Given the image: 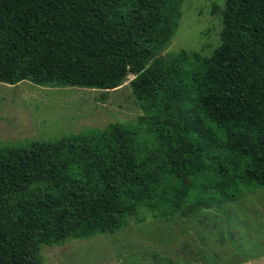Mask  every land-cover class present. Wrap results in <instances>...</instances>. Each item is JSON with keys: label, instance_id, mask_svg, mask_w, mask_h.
<instances>
[{"label": "trees", "instance_id": "1", "mask_svg": "<svg viewBox=\"0 0 264 264\" xmlns=\"http://www.w3.org/2000/svg\"><path fill=\"white\" fill-rule=\"evenodd\" d=\"M180 3L0 0V82L113 90L133 74L142 110L131 123L0 147V264H44L43 247L264 188V0H226L210 57L159 58Z\"/></svg>", "mask_w": 264, "mask_h": 264}, {"label": "rangeland", "instance_id": "2", "mask_svg": "<svg viewBox=\"0 0 264 264\" xmlns=\"http://www.w3.org/2000/svg\"><path fill=\"white\" fill-rule=\"evenodd\" d=\"M225 3L181 0L176 31L157 57L181 50L210 57L220 44ZM133 78L128 74L113 90L0 82V147L134 122L142 110L129 85ZM220 235L225 237L222 243ZM231 248H246L252 255L264 252V188L190 217L147 216L120 232L43 247L41 258L44 264H175V256L181 260L192 254L189 263H204L205 254Z\"/></svg>", "mask_w": 264, "mask_h": 264}, {"label": "crops", "instance_id": "3", "mask_svg": "<svg viewBox=\"0 0 264 264\" xmlns=\"http://www.w3.org/2000/svg\"><path fill=\"white\" fill-rule=\"evenodd\" d=\"M252 239H248L247 241H251ZM243 241V240H242ZM249 249L246 248L235 249L231 248L230 250L221 249L220 252H213L205 254L204 259H201L204 263H189L190 257L193 255H182L181 260L178 259V256H175L176 261H181V264H264V252L258 255H252L249 252ZM197 261H200L197 259Z\"/></svg>", "mask_w": 264, "mask_h": 264}]
</instances>
